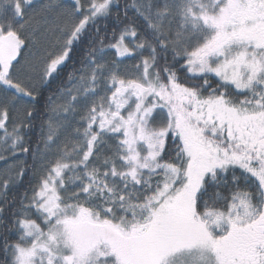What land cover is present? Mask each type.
I'll use <instances>...</instances> for the list:
<instances>
[{"label":"snow or ice","instance_id":"6c2138e0","mask_svg":"<svg viewBox=\"0 0 264 264\" xmlns=\"http://www.w3.org/2000/svg\"><path fill=\"white\" fill-rule=\"evenodd\" d=\"M0 163V264H264V0H0Z\"/></svg>","mask_w":264,"mask_h":264},{"label":"trees","instance_id":"16d2710c","mask_svg":"<svg viewBox=\"0 0 264 264\" xmlns=\"http://www.w3.org/2000/svg\"><path fill=\"white\" fill-rule=\"evenodd\" d=\"M128 0H120L121 5H124ZM129 18H133V14L129 12ZM109 26H111V22H108ZM29 54L26 51H22V57H28ZM21 63H24V60H21ZM68 69H65L67 71ZM182 75V73H181ZM56 84L53 83L52 87L55 88ZM47 94V93H46ZM44 99L41 98L40 103L38 104L39 108V115L33 120V127L28 130L26 138L30 139L31 145L34 147L36 144L41 142V124L44 120H46V114H45V108H44ZM44 131L46 132L47 129L45 128ZM42 146V145H41ZM21 159H27L28 164H31V158L30 157H21ZM27 179V177H26ZM26 185L22 184L17 186L16 188L12 189V191L9 192V198H15L16 200H19L23 193L26 191ZM2 235V233H0Z\"/></svg>","mask_w":264,"mask_h":264},{"label":"rangeland","instance_id":"374dc122","mask_svg":"<svg viewBox=\"0 0 264 264\" xmlns=\"http://www.w3.org/2000/svg\"><path fill=\"white\" fill-rule=\"evenodd\" d=\"M60 2H61V3H63V2H64V0H60ZM3 167H4V165H3L2 163H0V170H2V169H3Z\"/></svg>","mask_w":264,"mask_h":264}]
</instances>
